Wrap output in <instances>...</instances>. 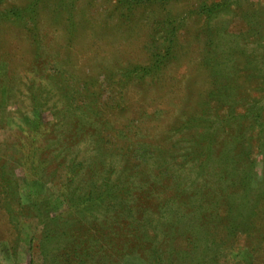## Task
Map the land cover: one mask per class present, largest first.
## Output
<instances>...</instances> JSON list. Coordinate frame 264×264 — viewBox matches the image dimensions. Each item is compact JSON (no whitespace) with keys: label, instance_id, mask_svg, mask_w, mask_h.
<instances>
[{"label":"rangeland","instance_id":"374dc122","mask_svg":"<svg viewBox=\"0 0 264 264\" xmlns=\"http://www.w3.org/2000/svg\"><path fill=\"white\" fill-rule=\"evenodd\" d=\"M142 1L131 8L125 0H0V168L19 180L21 201L12 203L21 208L13 224L0 210V264H81L68 260L55 232L47 254L37 245L44 224L63 227L73 215L63 191L78 197L126 187L124 201L114 205L106 195L84 211V228L111 224L83 243L98 264H147L114 247L159 240L167 222L190 213L199 220L185 225H219L239 210L243 188L264 210L256 197L264 192V0ZM216 1L227 5L205 25L198 7ZM35 4L36 22L33 13L15 19L16 10ZM172 28L179 55L140 78L153 64L152 46ZM212 55L224 57V74L214 73L220 67ZM30 148L45 162L26 176L21 163ZM72 163L77 177L67 184ZM6 186L0 177V189ZM129 208L152 215L134 224L136 235ZM255 221L264 228V212ZM224 232L215 230L225 242L220 264H264V242L253 248L257 236Z\"/></svg>","mask_w":264,"mask_h":264},{"label":"trees","instance_id":"16d2710c","mask_svg":"<svg viewBox=\"0 0 264 264\" xmlns=\"http://www.w3.org/2000/svg\"><path fill=\"white\" fill-rule=\"evenodd\" d=\"M129 3V7L132 8L133 6V0H125ZM154 0H143L142 2L145 3H151ZM164 3H170L173 0H162ZM227 5V1L222 2H213V3H203L200 4L199 14L205 16L203 19H205V25L206 20H209L210 18L215 17L222 9ZM28 6L22 9L16 10L14 15H16V20L23 23V17L26 15H31V19H33L34 22L37 21V17L35 15L36 13V4L35 6ZM14 20V19H13ZM175 28V27H174ZM174 28L169 29L163 39V42H161L160 45L154 44L152 46V61L153 64H150L148 66H144L141 68V71L139 73H142L141 77L146 76L147 74H154L157 72V70L161 69L162 66L166 65L171 59L177 57L180 53L179 49H177L178 44V36L175 34ZM32 30L36 32L37 26H33ZM34 38L39 37L37 34H34ZM199 41H202L200 43H207V44H213V40L209 38L207 42L203 39H199ZM209 61L214 62V66H219L220 69H215L214 73H225L228 69L227 65L224 63V57L223 56H210ZM87 83L85 84V86ZM38 95L39 92L37 90H34L32 93V96L34 98V109L36 110L38 107ZM85 114H83V117ZM29 134V133H27ZM79 137V134H78ZM73 148L71 146H67L66 150H72ZM22 167L23 171H25L26 176L31 175H38V173L42 170L41 166L44 164L45 160H41L40 156L37 155V152H35L33 149L26 150L24 152V155L22 156ZM43 159V158H42ZM64 162L60 163L58 166L63 165ZM78 167V164L72 163L67 168L68 173L66 176V180L68 181L67 184H70L74 181V179L77 177L76 168ZM5 169L1 165L0 168V177L2 180H5L7 186L5 190L0 189V210H2L5 213V210L7 211V219L10 223L13 224L14 218L17 216L18 213H21V208H15L12 203L15 200H19V180L15 178L12 175H6L4 173ZM44 176V174H42ZM253 179H250L248 176H245L243 179L244 187L247 188V186L252 185ZM122 184L121 182L116 185V189L110 188L107 190L106 194L104 193H97V192H91V193H85L83 195H80L78 197L75 196V194L62 192V196L64 198V203L66 204L65 210L67 212H70L73 214L67 221V223H64L63 227L61 225L55 224L52 226V228H47L48 226H45L42 228V232L40 235V239L38 242V246H40V251L42 254H47V242L51 240V233L56 234L58 241H61V245L58 246L61 248L62 252H65L69 258V261H75L76 263L81 264H98L97 260V254L95 252L90 253L92 251H85L83 248L84 244L88 239H85L86 235L87 238L90 235L98 236L100 237L99 233L102 231V236H105L107 232H109L108 229H110L111 224L105 223V224H98V225H91L88 228H84L82 226V221L84 217V211L89 207H95L99 204H101L103 200V197L107 195H112V199L108 200L111 204H118V201H124L123 193H128L125 186H120ZM125 190V191H124ZM124 191V192H123ZM249 190H245L243 188L241 195V206L238 208L239 210L232 211L229 216H227L223 221L219 220L220 224H216L214 227H210L209 225H205L202 223V221L198 223H188V225H185L187 220L192 221H198V218H195L193 214H187L182 220H180L177 223L174 222H167L165 224V229L163 230L165 233L164 236H161L159 240H156V236L154 237L155 240L152 239L151 236L147 237L145 240L138 241L135 243L134 247L132 248H121V246L114 247V252L118 256H122L124 254H136L145 260L147 264H220V255L222 254L221 246L225 243L220 239L215 238V230L218 228V230L225 231L226 237H236L237 234H245L248 236V238L252 236H257L260 240L254 244L253 248L255 246L261 245L262 241L264 242V228L261 226H258L257 218H260L262 216V213L264 210H260L258 205H256V201L252 202V197L249 196ZM262 197L264 199V192L256 195V197ZM5 199H10L6 201ZM118 199V200H117ZM175 197H168L166 200V203L174 201ZM12 200V201H11ZM245 200V202H244ZM21 203V201L19 200ZM20 203H18L20 205ZM34 207V204L31 205ZM7 208V209H6ZM75 209V210H74ZM62 212V211H61ZM129 217L133 218L134 210L133 208H129L127 210ZM142 212H147V210H142L140 208L137 209V214L140 216H135L133 218V225L140 224L141 220L148 222L149 219L152 218V215L149 214L146 218H142L144 215ZM38 216V215H36ZM59 214L56 213L54 215V220L56 217H58ZM75 216H78L79 219H77ZM141 219V220H140ZM150 221V220H149ZM123 224L121 221L118 222V225ZM181 224H184V228L181 227ZM143 225V224H142ZM218 225V226H217ZM210 227V228H209ZM123 228V225H121V229ZM190 228H194L195 230L192 232V235L194 237L191 239L188 237L186 241L179 240V233L184 232L185 234L190 230ZM146 231H150L147 230ZM215 229V230H214ZM105 230H107L105 232ZM134 230H136V226L134 225ZM152 233H156L155 228H152ZM121 234L124 233V231H120ZM135 235L138 233V231H134ZM78 235H81L82 237H77ZM207 236L209 238V243L207 240ZM92 240V239H90ZM136 239H134L135 241ZM202 240V242H201ZM57 241V242H58ZM97 241V240H96ZM204 244L203 242H206ZM59 243V242H58ZM82 246V247H81ZM83 250H81V249ZM256 249V247H255ZM82 251V252H81ZM84 253V254H83ZM85 255V256H84ZM86 257V258H85ZM90 257V258H87ZM96 261V262H95ZM102 263V262H101ZM228 264H236L233 262H228Z\"/></svg>","mask_w":264,"mask_h":264}]
</instances>
